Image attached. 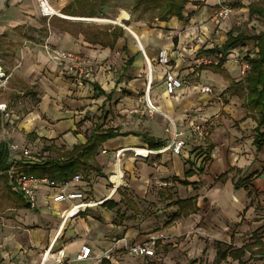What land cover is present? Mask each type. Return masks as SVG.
<instances>
[{
	"label": "crops",
	"instance_id": "crops-1",
	"mask_svg": "<svg viewBox=\"0 0 264 264\" xmlns=\"http://www.w3.org/2000/svg\"><path fill=\"white\" fill-rule=\"evenodd\" d=\"M112 1L103 3L100 0H48L57 15L47 19L40 15L38 0H0V64L9 77L5 89L19 106L15 110L9 103L1 102L9 106L10 114L3 122L9 124L11 129L16 127L24 135L33 136L36 142L44 141L46 146L53 144L58 148L64 147L66 151L85 144L96 127L111 128L121 134L107 140L98 149L94 162L99 171H86L70 181L71 187L86 190V202L91 203L77 215L70 213V204L51 203L45 188L39 193L37 208L31 210L8 179L7 187L21 197L27 206L18 208L19 206L8 202L11 208L31 212L35 225L40 227L37 231H32L33 248L26 253L32 260L31 264L35 261L37 264H68L71 262L70 258L74 257L76 262L84 263L103 255L104 251L100 246L103 244V238L114 230L113 211L121 202V199H117L118 189L128 186L123 184L122 178L120 179L121 161L123 165L126 164V170L132 172L134 151L140 153L137 157H142L145 161L148 159L149 153L146 155L148 151L145 149L149 147L143 139L145 134L166 145L171 137L170 133L165 132L169 127L167 117H170L182 132L179 138L185 140V146L180 155L171 154L169 163L170 156L164 153V147L152 150L155 151L153 154H156V158L163 164L166 163L171 171L176 172L179 183L184 187H191L194 195L175 203L177 212L165 224L166 228L185 220L248 221L249 216L254 213V209L252 213L250 211L253 208L250 201L254 191L253 180L256 179L257 171L264 160V145L257 151L254 142L257 129L264 131V124L259 126L257 113L244 106L247 97L246 77L251 70V64L248 62L249 71L244 77H240L236 54L239 45L253 41L238 44L227 51L223 50L222 47L230 35L235 37L240 34L230 33L231 19L217 26L211 20L212 8L204 6L198 10L189 2L181 19L171 17L167 21H158L155 10L139 8L155 12L153 19L156 23H151L150 26L143 17L138 18L122 9L119 10L117 18L122 14L127 16L122 19L123 26L109 24L115 27L94 32L91 29L92 33L71 32L73 27H80L95 18L93 14L86 13L85 4L89 7L90 2H96L105 6ZM135 2L136 0L133 2V8ZM216 33L220 34L221 39L218 45H213L211 37ZM46 44L89 58L92 61V70L87 80L70 77L51 61L44 52ZM255 44L257 47V43ZM161 49L169 52V69L184 81L182 88L175 95H169L165 91L163 68L157 63V53ZM254 55L247 56L252 58ZM199 58H203L207 63L197 65L196 60ZM153 65L158 66V71L153 70ZM149 66L153 70L151 77ZM148 85L151 87L150 101L157 107L158 112L151 116L146 110L142 113L147 117L155 115L154 119L146 124L151 129L131 130L121 123L119 118L126 117L127 121H130L134 109L144 110L146 97L138 98L137 92L142 90L145 93ZM205 87H210L212 92L206 93ZM111 112L118 117L112 123L113 126L99 121L102 114L106 117ZM1 118L2 113L0 121ZM206 120L209 121L211 130L206 145L180 129L186 126L185 130L189 132L192 123H203ZM131 124H135V121L129 122L128 125ZM92 126L94 128L90 131ZM164 135L167 138L165 140ZM19 138L22 139L21 133ZM247 143L250 144L251 150L246 152L241 144ZM204 149L210 151L209 161L200 165L203 158L200 162L196 159L199 163L198 169L188 168V162H193ZM119 150H123V156L120 163L113 166L114 153ZM104 151L106 153H103ZM46 153L54 154L50 159L57 158L56 153ZM42 162L44 161L35 159L29 163ZM107 171H113L108 175V180L110 184L116 185L115 188H107L103 183V174ZM233 171H242L237 180L229 173ZM187 172L192 175L187 177ZM222 175H226V178L219 180ZM199 177L205 184H212L206 198L196 193L200 183ZM195 178L197 181H191ZM184 182L189 184L184 185ZM238 182L240 186L236 189ZM129 186H133L131 182ZM219 190L227 191L224 199H220L216 194ZM190 199L195 211L175 219L179 213L177 203ZM127 204L135 208L131 199L127 200ZM214 207L216 214L212 211ZM77 234H86L87 238L77 237ZM254 234L264 248L262 237L256 231L252 233L249 242L233 248L240 249L254 243ZM83 246L92 249V256L89 260L77 261L76 257ZM260 250V246L256 245L253 249L255 254L248 251L246 254H250L252 260L260 261L264 259V252ZM25 252L20 251L16 258L22 259ZM227 258L232 259L229 254Z\"/></svg>",
	"mask_w": 264,
	"mask_h": 264
},
{
	"label": "rangeland",
	"instance_id": "rangeland-1",
	"mask_svg": "<svg viewBox=\"0 0 264 264\" xmlns=\"http://www.w3.org/2000/svg\"><path fill=\"white\" fill-rule=\"evenodd\" d=\"M208 1L209 0H188V2L192 3L198 10L204 6L212 8L213 15L211 20L217 26L218 24H224L226 21H221L217 16L219 11L225 7L231 8L233 10V16L228 18V20L231 19L230 33H248L256 35L264 31V19L250 16L247 9L252 3H258L264 6V0ZM133 2L134 0H113L105 6H100L96 2H90L88 4L89 7L85 4L84 8H86V13L93 14L95 18L83 23L80 27H73L71 32L76 33L78 31H83L85 33H92L91 29H93V32L98 29H111L115 27L114 25L116 23H121L120 25L123 26L122 19L127 16L122 14L117 18L119 10L122 9H126L131 15H136L138 18L143 17L149 22L150 26H152L151 23H156L153 19L155 15L154 11H144L143 9L135 10L133 8ZM144 14H146L145 17ZM219 35L216 33L211 37L213 45H218L221 39ZM208 45L211 44L208 43ZM44 52L46 53L45 49ZM256 52L257 47L253 42H247L237 47L236 54H238V74L240 77H244L242 73V64L246 62V56L254 55ZM157 69L158 66L153 65V70L155 71ZM87 78L88 77L84 78L83 81L87 80ZM5 84L6 82L3 84L0 83V103L7 102L12 108L17 110L19 106L16 104L15 100L9 97V92L5 89ZM143 96H145L144 91L140 90L137 92L138 98H142ZM108 114L109 115L106 117L105 114H102V116L99 117V121L101 120V122L106 123L107 126H113L112 123L115 119H118V117L113 112ZM110 116L111 118H109ZM130 116V121H127L126 117H121L119 119L121 123L127 125V128L136 131L151 129L150 126L146 124L155 117V115L153 117H147V115L139 113L131 114ZM133 121H135V124L129 126V122L133 123ZM185 127L186 126L180 129H182L185 134L186 132L189 133L185 130ZM93 128L94 126L91 127L90 131ZM20 133L22 139L19 138ZM165 139H167L166 135L163 136V140ZM1 142L6 143L7 147L12 144L19 147L17 152H10V159L15 157L17 160L23 159L26 163H29L35 159L39 161H48L51 157H54V154L51 155L43 151V148L46 146L44 141L36 142L33 136L29 137L28 135H24L23 132L16 127L11 129L9 124L3 121H0V143ZM168 143L169 142H167L165 148H167ZM241 145L246 152L251 150L250 144ZM22 149L30 150L31 154L29 156H22ZM164 153L170 156L168 163L171 162V151L167 150ZM132 156L134 158V169L132 172H129L126 170V164L123 165V161H121V178L123 184L126 183L129 186L131 182L133 186H127L126 188L121 187V189H118L119 196L117 199H121V202L113 211L114 220L112 222L114 230L103 238V244L100 246L104 253H108V257L101 258L99 256V258L96 257L84 263L76 262L74 257L73 259L70 258L71 262L68 264H264V259L260 261L252 260L250 254H246L240 262L230 258H224L225 249L227 247L238 248L243 246L251 240V235L254 231L262 237L264 242V160L257 171L256 179L253 180L254 191L253 196L250 198L253 208L250 209V211L252 213L254 209V213L249 216L248 221L185 220L175 222L171 227L166 228L165 224L168 223L177 212L175 203L180 199L193 196V189L191 187L182 186L177 180L176 172L171 171L166 163L163 164L160 159H157L156 154H150L146 161L143 160L142 157H137L134 153H132ZM201 158H203V160L200 165H203L202 163H204V161L207 163L211 158L210 151L208 149L201 150L193 162H188L189 166L187 164V167H195L198 169L199 163L196 159L200 162ZM115 165L116 163L114 160L113 166ZM17 168L23 170L18 165ZM110 173L107 171L103 174V183L107 188H115V184L109 183L108 175ZM229 173L237 180L241 176L242 171H233ZM180 178L183 179L182 177ZM201 179L202 178L199 177L200 183L196 193H200V197L206 198V195H208L212 188V184L211 182L205 184ZM191 181L197 180L195 178ZM1 189H3L2 183H0V190ZM122 189L125 192H123ZM216 194H218L220 199H224L227 196V191L219 190ZM128 199H131L133 203H135V208L129 207L127 204ZM205 201H207V199H205ZM249 203L250 202H248V204ZM212 211L213 214L217 213L215 207ZM33 216L34 215L29 211L12 209L7 201L0 199V264L32 263L31 258L27 257L26 253H29L33 248L32 242L34 238L31 236L32 231H37L36 229L40 228L38 225H35ZM76 236L87 238L86 234H77ZM142 241L150 244L154 243L155 256L149 259L134 257L130 254L129 250L124 247V245L132 247L134 244ZM218 245H221L222 248L219 249ZM24 250L26 252L23 258H16V255L20 251L24 252ZM42 252L45 254L46 251L43 249ZM33 264H37V261Z\"/></svg>",
	"mask_w": 264,
	"mask_h": 264
},
{
	"label": "trees",
	"instance_id": "trees-1",
	"mask_svg": "<svg viewBox=\"0 0 264 264\" xmlns=\"http://www.w3.org/2000/svg\"><path fill=\"white\" fill-rule=\"evenodd\" d=\"M101 2H107L108 0H100ZM188 0H136L134 9L138 10L143 7L146 9H153L156 11V19L158 21H167L171 17H183V10ZM250 16H258L264 19V7L257 3H252L248 6ZM247 41H253L257 43L258 51L250 58L246 56V62L251 64V70L246 77L247 82V97L244 103L246 108L251 111H255L258 115V125L264 124V31L259 34H247L240 33L237 36L230 35L228 41L222 47L223 50L227 51L238 44H242ZM104 94V93H102ZM255 137V146L257 151H260L264 145V131L257 129ZM119 134L116 130L111 128L102 129L96 127L95 130L90 134L85 144L75 146L71 151H66L64 147H56L51 144L43 148V151L49 153H56L57 158L44 161L42 163H26L25 160L21 159L17 162V165L23 169L24 172L30 175H34L39 178H48L52 182L63 183L70 182L79 174H84L89 170L99 171V167L96 166L94 158L98 154V149L107 140L114 138ZM143 139L149 147V150H155L159 147H165L164 143L153 138L143 135ZM11 164L10 154L7 149V144L4 142L0 143V183L3 184V189L0 190V199L3 201L10 202L18 208H27L21 197L11 192L7 187L8 175L7 171ZM191 172H187L186 176H191ZM87 177V173L86 176ZM226 175H222L219 180H224ZM189 183L184 182V185ZM239 182L236 183L235 188H239ZM179 213L174 217L179 219L182 216H188L189 213L195 211V207L192 199L179 201ZM255 239L254 243H249L240 249H234L233 247H227L225 250L224 258H227L228 254L233 260H241V258L250 252L255 254L254 247L260 246L264 252L263 244L258 240L257 235H253ZM222 247L219 246V249Z\"/></svg>",
	"mask_w": 264,
	"mask_h": 264
},
{
	"label": "built area",
	"instance_id": "built-area-1",
	"mask_svg": "<svg viewBox=\"0 0 264 264\" xmlns=\"http://www.w3.org/2000/svg\"><path fill=\"white\" fill-rule=\"evenodd\" d=\"M38 8L40 15L44 18L50 19L57 15L56 11L49 5L48 0H38ZM217 16L221 21L227 20L229 17L233 16V10L229 7L223 8ZM44 49L49 56L50 60L56 63L60 68H62L70 77L76 80H82L91 73L92 70V61L84 56L78 55L76 53H70L61 51L51 47V45L46 44ZM157 63L159 66L163 68L164 73V87L165 91L169 95H175L179 89L182 88L184 81L178 78L176 75L172 73L169 69L171 65V58L169 52L167 50L161 49L157 53ZM198 65L206 64L207 61L203 58H199L196 60ZM250 69V65L248 62H244L242 64V73L244 75ZM152 67L149 66V76L152 74ZM9 79L8 75H6L2 65L0 64V83L3 84ZM150 85L147 86L145 90V104L144 110L139 111L138 109H134L132 111L133 114L144 113L146 110L147 113L151 116L154 113H157V107L154 106L150 101ZM204 91L206 93H211L210 87H205ZM0 113H2V121L3 119H7L10 117L9 107L5 103L0 104ZM169 121V127L165 129L166 133H170L171 137L168 143L167 148H163L164 150H170L174 155H180L185 146V140L180 139V135L182 132L177 128L175 123L170 117H167ZM189 133L193 139L198 142L207 144V139L209 137V121L206 120L203 123H192L189 126ZM9 154L10 152H17L19 147L15 144L9 145L7 147ZM22 156H29L31 151L28 149H22ZM148 151L149 155L153 154L155 151L145 149ZM103 153H106L104 151ZM123 150H119L115 153V161L116 164L120 163V160L123 156ZM136 154V153H134ZM147 155V156H149ZM146 156V157H147ZM21 160V159H20ZM17 160L15 157L11 158V164L7 171L8 179L12 183V185L16 188L18 193L24 199L26 205L31 209L35 210L39 203V193L42 188L48 190L47 198L53 204H70L72 205L70 213L72 215H77L78 213L84 211L91 203H87L86 190L77 189L75 187H71V182H63L56 183L50 181L48 178H39L34 175L27 174L23 170L17 168ZM121 172V169H120ZM121 179V174H120ZM77 182L79 179H75ZM116 186V185H115ZM130 252V254L134 257L140 258H152L155 256L154 251V243H140L134 244L132 247H128V245H124ZM106 254V255H105ZM108 253H103L101 258L108 257ZM92 256V249L88 246H83L80 249L79 254L76 257L77 261H86L89 260Z\"/></svg>",
	"mask_w": 264,
	"mask_h": 264
},
{
	"label": "bare ground",
	"instance_id": "bare-ground-1",
	"mask_svg": "<svg viewBox=\"0 0 264 264\" xmlns=\"http://www.w3.org/2000/svg\"><path fill=\"white\" fill-rule=\"evenodd\" d=\"M117 25H120L121 23H116ZM133 153H136V156H140V153L137 151H134ZM148 154V152L146 153V155Z\"/></svg>",
	"mask_w": 264,
	"mask_h": 264
}]
</instances>
